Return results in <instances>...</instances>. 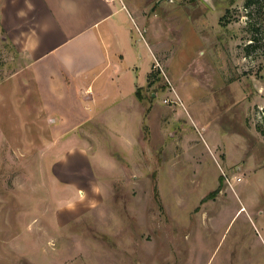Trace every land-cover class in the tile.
<instances>
[{
  "label": "rangeland",
  "instance_id": "obj_1",
  "mask_svg": "<svg viewBox=\"0 0 264 264\" xmlns=\"http://www.w3.org/2000/svg\"><path fill=\"white\" fill-rule=\"evenodd\" d=\"M247 1L134 0L126 80L99 104L123 111L73 132L72 92L40 91L0 12V264H264V0Z\"/></svg>",
  "mask_w": 264,
  "mask_h": 264
},
{
  "label": "crops",
  "instance_id": "obj_2",
  "mask_svg": "<svg viewBox=\"0 0 264 264\" xmlns=\"http://www.w3.org/2000/svg\"><path fill=\"white\" fill-rule=\"evenodd\" d=\"M0 12L16 48L34 56L30 68L39 89L44 85L52 96L66 86L72 92V110L85 115L75 119L72 132L118 106L99 104L109 99L107 92L120 93L118 86L126 80L123 51L132 48L133 37L123 18L126 13L134 19V0H0Z\"/></svg>",
  "mask_w": 264,
  "mask_h": 264
},
{
  "label": "trees",
  "instance_id": "obj_3",
  "mask_svg": "<svg viewBox=\"0 0 264 264\" xmlns=\"http://www.w3.org/2000/svg\"><path fill=\"white\" fill-rule=\"evenodd\" d=\"M252 3H253L252 0H248L247 1V7H250ZM263 6L264 5H262V7H261L262 9H263ZM254 40H256V39H254ZM158 78H159L158 77V73H156L155 71H151L148 74V76H147V84H148V86H153L158 81ZM142 91H143L142 88H138L137 91H136V97L140 101L143 100ZM152 97H153V95H152ZM263 134H264V131H263ZM216 193H217V191L209 194L207 198H213L216 195Z\"/></svg>",
  "mask_w": 264,
  "mask_h": 264
},
{
  "label": "built area",
  "instance_id": "obj_4",
  "mask_svg": "<svg viewBox=\"0 0 264 264\" xmlns=\"http://www.w3.org/2000/svg\"><path fill=\"white\" fill-rule=\"evenodd\" d=\"M106 1H107L108 3H113V2H115L116 0H106ZM118 1H122V0H118ZM155 66H156V68H159V64H156ZM237 180H238V182L241 181L240 178H238Z\"/></svg>",
  "mask_w": 264,
  "mask_h": 264
},
{
  "label": "water",
  "instance_id": "obj_5",
  "mask_svg": "<svg viewBox=\"0 0 264 264\" xmlns=\"http://www.w3.org/2000/svg\"><path fill=\"white\" fill-rule=\"evenodd\" d=\"M153 96H155V95H153Z\"/></svg>",
  "mask_w": 264,
  "mask_h": 264
}]
</instances>
